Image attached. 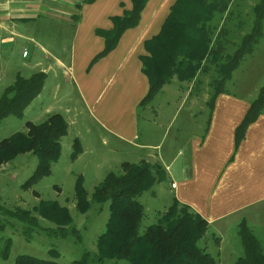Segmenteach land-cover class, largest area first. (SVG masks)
<instances>
[{
  "label": "crops",
  "instance_id": "0c3cea01",
  "mask_svg": "<svg viewBox=\"0 0 264 264\" xmlns=\"http://www.w3.org/2000/svg\"><path fill=\"white\" fill-rule=\"evenodd\" d=\"M175 1L147 0L137 25L126 29L116 46L91 64L104 48V38L96 31L110 29L111 16L131 9V0H0V58L6 64L13 62L12 82L17 74L45 73L41 91L23 116L31 113L29 121L40 122L50 113H60L68 123L61 147L71 127V140L78 138L82 144L73 162L91 161L87 154H98L94 166L100 175L94 170L91 192L107 171L123 161L159 164L165 178L156 182L149 194L155 198L161 195L167 200L166 207L175 198L201 215L208 222L202 247L217 264L226 258L229 264L241 249L236 235L239 222L244 220L252 229L264 226V114L248 125L244 138L234 147L235 127L264 83V56L244 68L246 56L241 60L225 85L235 82L238 71L247 72L248 78L258 83L218 93L202 132L191 133L182 146L175 142L162 146L151 140V132L142 137L139 102L149 82L141 71L140 56L148 53L146 40L160 31ZM261 43L264 31L255 47ZM61 74L66 86L73 87L75 102L68 92L57 96ZM1 77L0 72V81ZM190 93L182 98L191 99L192 104L199 102V95L191 98ZM203 94L205 103L207 93ZM201 112L202 106L197 113ZM190 115L195 118L194 112ZM74 174L75 178L80 174L84 183L87 173Z\"/></svg>",
  "mask_w": 264,
  "mask_h": 264
},
{
  "label": "trees",
  "instance_id": "16d2710c",
  "mask_svg": "<svg viewBox=\"0 0 264 264\" xmlns=\"http://www.w3.org/2000/svg\"><path fill=\"white\" fill-rule=\"evenodd\" d=\"M131 1V9L111 16L113 26L110 29L96 31L104 38V48L91 64L111 51L122 33L139 22L147 0ZM239 1L176 0L173 3L160 31L146 40L148 53L140 56L141 71L149 82L148 91L139 102L140 107L150 103L173 77L179 81H191L197 73H210L208 86L211 92L206 106L211 113L215 97L225 91V83L232 71L254 50L264 31V0H257L251 9L249 30L238 35L246 23L239 11ZM231 46L230 52L228 47ZM44 79L42 71L28 77L17 74L0 94V122L8 115L22 117L24 109L41 91ZM261 114H264V83L235 127V148L244 138L248 125ZM25 127L24 131L13 132L0 140V164L20 153L35 155L36 166L23 183V187H30L51 173L52 164L59 159L61 138L67 133L68 123L60 113L53 112L40 122L25 121ZM80 151V142L74 138L71 157H76ZM119 168V172L107 171L93 187L90 196L82 176H76L75 209L84 214L92 203L108 202L109 214L104 229L96 238V250H84L70 264H119L118 260L128 264H217L216 259L199 245L208 230V222L175 198L165 210L158 212L155 223L140 232L144 206L138 197L165 178L164 169L146 160L123 161ZM34 193L38 195L36 191ZM39 217L53 226H42ZM12 220L21 224V234L27 241L32 239L36 230H44L48 236L73 235L79 238L69 209L56 200L40 199L32 209L0 205V232L14 226ZM253 230L244 220L237 225L236 235L242 253L232 264H264L262 242ZM2 241L0 257L5 259L9 255L11 238L2 237ZM49 253L52 258L59 256L54 248H50ZM14 264L61 263L55 259L20 254Z\"/></svg>",
  "mask_w": 264,
  "mask_h": 264
},
{
  "label": "rangeland",
  "instance_id": "374dc122",
  "mask_svg": "<svg viewBox=\"0 0 264 264\" xmlns=\"http://www.w3.org/2000/svg\"><path fill=\"white\" fill-rule=\"evenodd\" d=\"M257 0H241L239 1V11L242 16L246 18V23L242 30L238 33H245L249 30L250 20L252 17L251 9ZM235 39V37H234ZM238 38H236L237 40ZM233 47H228V51H232ZM21 48L19 54L21 53ZM264 56V43H261L258 47H255L251 54L246 55V61L241 68L245 65L256 64L258 59ZM14 65L13 62L6 64L5 59L0 58V72L2 73L0 81V93L3 91V87L10 85L12 82V71ZM235 82L230 85H225V89L228 91H236L242 84L246 86L256 85L258 81H253L248 78L247 72L238 71L234 75ZM210 73H197L194 79L191 81H181L173 77L171 83L167 85L163 92L157 93L153 98L154 100L141 106L140 108V121H139V133L142 137L146 136L148 132H151L150 138L152 141H159L162 146H167L170 142H175L179 147L183 145L186 139L193 132H202V127L205 125L208 115V109L205 105L209 98L211 88L208 86ZM60 88L58 90V97L60 98L64 92H68L71 99L75 102L77 95L73 87L68 88L65 83V78L62 74L59 79ZM190 90L191 98L193 95H199V102L192 104V100L182 98L184 93ZM204 91L207 93L205 96V103L201 98L204 97ZM48 93L47 91H45ZM78 111L81 106L77 104ZM149 105V106H148ZM148 106V107H147ZM202 106V112L197 113ZM194 112L193 115H190ZM31 113H27L22 117H16L14 115L6 116L0 122V140L9 136L16 131H24L25 121L32 118ZM82 116V115H81ZM82 119L77 117V121ZM32 122H38L37 120ZM71 133L74 132V128L71 127ZM71 133L63 138V148L61 147V153L59 159L51 167V173L48 176L41 178L35 184L30 187H23V183L32 174L37 158L31 152L17 154L11 160L0 164V205L8 208H27L32 209L37 205L40 199L43 200H56L61 205L66 206L73 218V225L79 232V238L73 235L66 237L60 236H48L44 230H36L32 235V239L27 241L21 234V224L12 220L14 226L6 227L0 232V244H2V237L11 238V247L7 258L0 257V264H14L15 259L20 254H28L41 259H55L61 264H70L72 260L80 257L84 250L95 251L96 250V238L104 229L106 220L108 218V202L103 204L92 203L91 208L84 214L79 213L75 209V172L84 171L87 173L84 178V187L88 191V196L91 194V188L95 181L94 170H99L94 166L98 154H87V158H93L91 161H87L85 158L83 162H73L76 157H71L72 144ZM78 139V138H77ZM79 140V139H78ZM80 147L82 150V144ZM174 143V148L176 144ZM113 167V166H111ZM112 171L119 172L118 165L111 168ZM74 173H72V172ZM97 177V175H96ZM83 178V177H82ZM101 181V180H100ZM36 191L38 195L34 193ZM150 191H145L138 200L144 206V215L140 223V232H143L145 228L155 223L158 219V211H163L166 208V201L161 195L156 198L149 194ZM171 204V203H170ZM39 222L42 226H50L53 224L48 220L39 217ZM254 233L262 242L264 249V226L253 228ZM204 241H199V245L202 246ZM54 248L59 252V256L52 258L49 253V249ZM241 248V245H240ZM242 253L240 249L239 255ZM235 259V258H234ZM232 259L229 264H232ZM119 264H128L124 260H118ZM222 264H228L226 262Z\"/></svg>",
  "mask_w": 264,
  "mask_h": 264
},
{
  "label": "built area",
  "instance_id": "2783aa9c",
  "mask_svg": "<svg viewBox=\"0 0 264 264\" xmlns=\"http://www.w3.org/2000/svg\"><path fill=\"white\" fill-rule=\"evenodd\" d=\"M27 54V50H23V55ZM172 186H174V184H171Z\"/></svg>",
  "mask_w": 264,
  "mask_h": 264
}]
</instances>
